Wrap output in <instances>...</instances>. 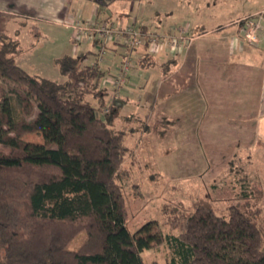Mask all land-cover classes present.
I'll list each match as a JSON object with an SVG mask.
<instances>
[{"label": "trees", "instance_id": "16d2710c", "mask_svg": "<svg viewBox=\"0 0 264 264\" xmlns=\"http://www.w3.org/2000/svg\"><path fill=\"white\" fill-rule=\"evenodd\" d=\"M20 52L17 39L0 35V264H144L142 253L163 245L169 264H264L257 186L258 197L244 187L226 216L204 198L166 208L163 224L177 234L158 221L131 232L119 183L128 132L116 127L108 72L97 57L64 55L55 60L65 78L58 83L19 66ZM138 62L156 65L153 55ZM32 135L44 142L25 140ZM81 235L79 249H70Z\"/></svg>", "mask_w": 264, "mask_h": 264}, {"label": "rangeland", "instance_id": "374dc122", "mask_svg": "<svg viewBox=\"0 0 264 264\" xmlns=\"http://www.w3.org/2000/svg\"><path fill=\"white\" fill-rule=\"evenodd\" d=\"M52 1L0 0V35L19 41L21 52L16 61L28 73L62 83L65 78L55 60L75 53L73 33L58 23L62 20L64 1ZM82 1L74 0L73 5H67L73 16L82 8L85 11L82 17L90 19L94 4L98 8L99 20L111 15L112 22L124 18L127 19V23L123 21L125 24L134 22L137 28L148 27L157 31L161 24L173 22L185 21V25H191L192 29L200 21L212 25L225 22L239 16L249 0H119L113 3L112 0H93L89 2L88 9ZM256 1L264 4V0ZM126 11L130 14L127 18L122 14ZM136 18L137 22L134 21ZM249 21L254 19H247L246 26ZM247 34L246 27V39ZM78 48L81 57L86 44ZM93 60V57L88 58V62ZM100 112L105 115L108 109ZM132 115L124 112L115 122L118 129L124 128L128 132L126 144L130 154L123 165L127 175L119 183L129 210L127 226L131 232L148 222L158 221L164 233H176L163 224L166 208L179 207L180 202L189 207L202 198L211 202L218 214L226 216L227 208L237 202L244 187L254 198L259 195L258 188L263 192L256 205L263 209L264 221V155L256 153V148H252L251 154L239 151L233 166L227 165L230 159L224 156L225 163H213L214 168L207 169L206 158L210 160L211 157L208 152L203 153L204 147L202 145L201 148L194 130L187 129L188 123L139 122ZM129 116H132L131 121L127 122ZM167 126L170 128L168 131H159V128ZM25 140L44 142L38 135L27 136ZM225 166L226 169L220 170ZM241 177L247 179L240 180ZM84 239L85 235L79 236L69 248L79 249ZM142 258L144 264H169L170 250L163 245L145 251Z\"/></svg>", "mask_w": 264, "mask_h": 264}, {"label": "crops", "instance_id": "0c3cea01", "mask_svg": "<svg viewBox=\"0 0 264 264\" xmlns=\"http://www.w3.org/2000/svg\"><path fill=\"white\" fill-rule=\"evenodd\" d=\"M62 1L58 23L69 29L67 23L73 14L67 5H73L74 0ZM90 1L94 2L82 1L86 9ZM93 6L90 18H99L98 8ZM244 8L239 16L225 22L212 25L200 21L191 27L194 40L181 53L160 51L153 55L156 65L149 68L140 67L138 62L119 92L107 83L108 103L117 105L120 115L133 113L139 122L188 123L187 129L194 130L203 153L211 157L206 158L207 169L224 162V156L230 165L242 150L251 154L256 148V153L264 155V4L249 0ZM79 13L84 16L85 11L80 8ZM111 17L104 19L111 21ZM252 18L260 27L256 42L245 38L246 19ZM126 20L119 18L114 23L126 25ZM185 23L161 24L160 32ZM96 51V46L86 44L83 57L86 61L93 57L94 62ZM123 54L121 46L110 47L103 64L108 76H118ZM164 129L170 128L159 131Z\"/></svg>", "mask_w": 264, "mask_h": 264}, {"label": "built area", "instance_id": "2783aa9c", "mask_svg": "<svg viewBox=\"0 0 264 264\" xmlns=\"http://www.w3.org/2000/svg\"><path fill=\"white\" fill-rule=\"evenodd\" d=\"M67 26L73 33L74 52L77 53L79 45L96 46L97 62L101 66L105 64L112 45L117 44L123 48L118 76H108L104 81L113 86L116 92L124 89L129 73L138 66L139 59L145 54L155 55L160 51L178 54L194 40L189 24L172 26L164 32H148L137 28L134 23L121 25L98 18L84 19L77 13ZM259 30L258 24L249 21L247 39L256 42Z\"/></svg>", "mask_w": 264, "mask_h": 264}]
</instances>
